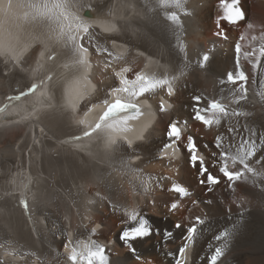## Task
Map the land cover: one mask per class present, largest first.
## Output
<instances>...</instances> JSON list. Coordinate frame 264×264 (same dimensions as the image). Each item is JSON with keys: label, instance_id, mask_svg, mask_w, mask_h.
Segmentation results:
<instances>
[{"label": "bare ground", "instance_id": "obj_1", "mask_svg": "<svg viewBox=\"0 0 264 264\" xmlns=\"http://www.w3.org/2000/svg\"><path fill=\"white\" fill-rule=\"evenodd\" d=\"M92 1L97 0H79L82 5ZM138 1L140 16L131 19L122 38L113 40L169 60L174 95H168L166 86L160 89L163 112L157 92L137 97L147 108L131 121V127L111 128L88 144L89 151H79L69 148L63 139L78 134L83 124L97 117V105L120 83L116 73L128 68L123 75L131 81L143 58L130 51L119 63H111L115 54L108 48L110 39L93 30L92 40L107 51H98L85 37L80 40L87 48L81 62L74 43L58 39L55 22L38 17L28 7L40 0H12L8 11V1L0 0V38L7 40L5 49L0 50V96L47 71L41 61L32 73L26 69L38 50L52 51L48 57L58 56L50 67L55 106L40 108L44 115L40 122L6 126L13 122L11 117L0 123V264H61L68 225L76 233L75 243H89V238L104 246L109 264H174L187 253L185 264H208L215 248L225 243L218 264H264V146L260 145L264 136V57L259 55L264 46V0H240L245 19L237 24L221 20L219 27L217 18L223 15L220 0H180L179 6L175 0ZM19 10L21 14L15 16L13 12ZM219 32L224 35H217ZM237 44L251 84L247 82L251 91L246 95L237 90L238 83L227 82V74L237 70ZM205 53L209 61L201 68ZM197 95L202 97V107L211 99H225L228 117L222 118L219 126L207 128L195 121L192 98ZM236 112L241 115H234ZM23 116L28 117L27 113ZM172 122L181 129V140L165 147L171 143L167 129ZM229 128L235 131L229 132ZM189 135L195 139L197 155L220 179L211 191L207 174L199 175V163L190 165ZM217 136L222 137L224 150L233 155L243 139L256 143V154L248 161L254 171L244 169L245 176L231 188L218 170L220 149L213 146ZM25 154H29L28 160ZM228 164L230 171L241 170V165L233 167L230 159ZM24 167L32 170V178L23 176ZM173 183L184 186L189 195L180 197L170 191ZM19 187L31 202L27 222L8 198ZM172 203L177 204L175 210L170 208ZM133 210L152 226V235L130 242L139 260L119 240L123 227L134 226L124 223L126 213ZM196 217L206 222L197 225L196 239L180 256L186 229L196 223ZM177 223L180 228L175 227ZM165 230L173 236L166 239ZM224 230L231 232L230 237L216 241L214 237Z\"/></svg>", "mask_w": 264, "mask_h": 264}, {"label": "snow or ice", "instance_id": "obj_2", "mask_svg": "<svg viewBox=\"0 0 264 264\" xmlns=\"http://www.w3.org/2000/svg\"><path fill=\"white\" fill-rule=\"evenodd\" d=\"M177 6L180 4V0H175ZM28 7L32 8L35 15L42 19H47L54 21L55 24L59 28L58 39L66 38L68 42L74 43V46L81 52V62H84L83 53L87 52V48L83 47L79 41L85 39V37L89 38V42L93 44L94 47H97L98 51L106 52L107 49L100 48L99 45H96L91 38L90 28L91 25L87 23V20L79 15L80 10L83 6L79 3V0H40L38 3L29 4ZM220 9L223 12L222 16L217 18V26H220V21L223 20L228 24H237L238 22L245 19L244 11L240 7V0H220ZM87 10H85L86 14ZM173 21L177 18L175 16L171 17ZM249 28L252 27L251 24L248 25ZM106 31H110L111 29H105ZM217 35L223 36V32L217 33ZM235 51L237 53V70L235 73L229 72L227 74V82L229 84H236L239 82H246L247 77L245 72L240 70L239 64V54L241 52L240 45L237 44L235 47ZM250 55V54H245ZM259 55L264 57V46L259 49ZM209 61V55L205 53L200 59L199 66L201 68L205 67V63ZM128 68H123L121 72H117L116 76L119 77L121 87L113 89L114 93H126L128 97L135 98L139 97L145 93L154 92L158 88L165 87L167 88V93L169 96L173 93V80H170L167 77L164 78H156L149 77L143 75L141 73H137L135 75L134 80H128L124 77L123 73L128 72ZM175 79V78H173ZM221 84L225 83L224 80L220 81ZM35 86H33L34 88ZM33 89H29L32 91ZM242 91L245 95L247 94V90L245 88V83H240L239 88L237 89ZM24 95V93H21ZM10 99H19L17 97H10ZM193 119L202 123L206 128L211 127L212 125L219 126L221 124L222 118H227L229 112L227 108L219 102L217 99H211L208 101L207 107H202L201 100L202 97L197 95L193 98ZM107 103V101H105ZM129 110H134L135 114H139V108L133 102H121L119 98L115 100L114 103L107 104L106 110L103 112V115L100 117V123L95 125V129L93 131L100 129L103 126L105 121H111V123L107 124L108 128H115L117 126H124L127 124L129 119H134V116H124L117 118L119 113L128 112ZM160 111H165L164 105L161 104ZM234 115H241V113L236 112ZM229 132L235 131V129L229 128ZM85 135H89V133H85ZM253 135H255L253 133ZM167 137L171 141L170 144L165 145V147H171L173 144H176L181 140V129L177 126V123L172 122L169 123L167 129ZM260 145L264 146V136L260 138ZM217 149H220L219 152V161L218 165L219 172L223 175V177L229 182V187L231 188L234 182L240 180L245 176L244 169H247L249 172L254 171L251 168L248 161L255 156L256 154V143L251 138L243 139L242 143L239 145V149L236 155H233L230 150H224V145L222 144V137L217 136L215 144L213 145ZM187 151L190 153L189 162L190 165L195 167L197 163H199V175L201 177L207 174V184L210 186L209 191H211V186L218 185L220 183V179L218 176L213 175L208 167L205 164L204 158L202 156L197 155V147L195 143L194 137L191 135L188 136L187 139ZM213 157L217 156V153H212ZM229 159L232 162V166L238 163L241 165L240 171H230L229 170ZM261 160H264V157H261ZM213 166H217L214 162ZM201 184H204L205 181L203 179L200 180ZM170 191L177 193L180 197H186L189 195V191L180 184L173 183L171 185ZM24 207H27L26 202L21 201ZM170 208L175 210L177 208L176 203H172ZM127 220L124 222L127 224L128 222H132L134 226H125L119 235L120 241L124 243L129 249V251L135 256L137 260L140 259L139 255L135 247L130 243L135 240H143L146 237L152 235V226L149 220L138 211L133 210L126 213ZM205 219H201L200 217H196V223L192 226L187 227L186 236L184 240L186 241L182 247L179 248L180 256H183L192 242L196 239L198 228L197 225H203L205 223ZM242 223V221H241ZM239 224L233 225L232 232L236 231ZM176 228H180L181 225L177 223L175 225ZM231 232L228 230L220 231L218 235L214 237L216 241H220L222 238L230 237ZM165 238H171L173 233L171 231L165 230L164 232ZM225 244H221L219 247H216L214 252L208 257V264H217V261L223 254V249L226 247ZM65 247L69 248L68 260L71 261V264H109L107 257L105 256V248L102 245H97L95 241L90 243H84L82 241H78L75 245L69 241ZM81 247L83 250H81ZM168 255H174L173 253H168ZM175 264H182L180 259L175 260Z\"/></svg>", "mask_w": 264, "mask_h": 264}, {"label": "rangeland", "instance_id": "obj_3", "mask_svg": "<svg viewBox=\"0 0 264 264\" xmlns=\"http://www.w3.org/2000/svg\"><path fill=\"white\" fill-rule=\"evenodd\" d=\"M247 28H248V27L245 26V29H247ZM241 40H242V38H239V41H241Z\"/></svg>", "mask_w": 264, "mask_h": 264}]
</instances>
